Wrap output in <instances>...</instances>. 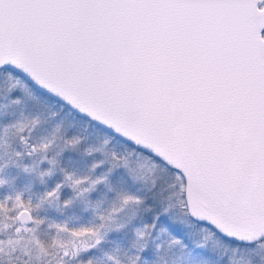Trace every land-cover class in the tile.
Here are the masks:
<instances>
[{
  "label": "snow or ice",
  "instance_id": "snow-or-ice-1",
  "mask_svg": "<svg viewBox=\"0 0 264 264\" xmlns=\"http://www.w3.org/2000/svg\"><path fill=\"white\" fill-rule=\"evenodd\" d=\"M0 264H264V0H0Z\"/></svg>",
  "mask_w": 264,
  "mask_h": 264
},
{
  "label": "trees",
  "instance_id": "trees-1",
  "mask_svg": "<svg viewBox=\"0 0 264 264\" xmlns=\"http://www.w3.org/2000/svg\"><path fill=\"white\" fill-rule=\"evenodd\" d=\"M0 192H2V189H0Z\"/></svg>",
  "mask_w": 264,
  "mask_h": 264
}]
</instances>
